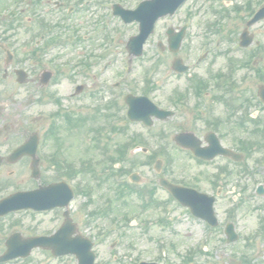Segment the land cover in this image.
I'll list each match as a JSON object with an SVG mask.
<instances>
[{"label":"rangeland","instance_id":"rangeland-1","mask_svg":"<svg viewBox=\"0 0 264 264\" xmlns=\"http://www.w3.org/2000/svg\"><path fill=\"white\" fill-rule=\"evenodd\" d=\"M251 1L252 4H255L260 0ZM201 3L203 8L206 3ZM222 25H225L226 29H228L229 26L235 34H238L243 27V24L233 22L232 20H230L229 23L224 22ZM256 28H260L261 31V33L256 36V39L264 45V22H262V25H257ZM134 29L135 26H127L125 29H121V35L117 39V49L112 54L101 59H97L94 56L96 52L102 48V45L99 42L100 39H102V36H98L96 32H92L91 30H82L78 32V34L76 33L78 37L80 36L83 39L73 46H62V48L50 47L48 51L45 52L42 59L52 58L55 60L52 64L48 65V68L54 72L53 82L46 89H40L39 87L38 89L34 88L32 91V104H30V102H21L24 101L26 97V89H22L21 98H19L22 109L20 107V109L16 110L17 114H21V132L23 133L25 129H27V131H37L40 136L41 146L39 156L41 159V175L38 181L30 178L29 170L27 167L25 168V160H22L13 166L5 165L0 169V183L4 184L3 186L0 185V197L5 196L16 189L35 187L37 184L42 183L43 178L48 180L50 175L55 170L48 164V158L57 151L64 153L66 160L71 164L70 168L74 170H78L81 166H83L87 167L86 173L98 171V166H96L94 158L95 152L97 151H94L91 147L97 139L91 130L87 132L88 134H85L83 131H72L69 135L63 131L60 134L59 141L57 143L53 140L45 138L44 136L46 130L52 123L53 114L56 112L62 113L68 111L74 116L81 118L83 116L92 115L94 113V109L98 107L97 105L108 102V98H106L107 94L103 92L99 93V95L95 98L85 96V94H79L73 97L70 95L75 85L83 82L82 74L84 72L88 73V77L92 73L99 74L101 81H114L116 79H120L121 73L122 75L125 73V67L127 66L128 60L125 56L126 53L124 51V43L126 38L134 33ZM59 32L63 35H73V31L70 30H62ZM222 32L224 33V28ZM28 34L29 33L18 32L15 37L17 41L16 48L18 49L17 55L23 59L25 58V51L29 49V46L26 45V41L29 39ZM233 39L236 40V37L232 36L229 38V41ZM231 44H233L232 41L230 44L229 42L223 44L221 46V51H226L225 46H230ZM118 51H121V53ZM231 54L233 56L236 55V58L240 60L244 52L242 49L240 50L238 48L235 53ZM192 55H195V51ZM217 59L218 64L224 67L227 58L219 56ZM80 60L88 61L90 63V67L87 70H84L76 64H73V62ZM158 60H161V62ZM171 62V55L156 54L153 52L151 46L146 45L144 56L132 60L131 69L120 85V90L122 92H120V97L118 99L119 116H123L124 114V111H122V95L126 91L140 93L144 87V67L149 71L154 70L155 73V76L151 78V81L154 84V89L148 96L154 102L170 107L169 97L172 95L171 93L173 88L180 85L178 81L174 80L172 74L167 71ZM105 65L106 67H104ZM150 65L154 68L150 69ZM25 66L30 67L31 61L27 60ZM35 68L36 70L34 75L36 76V71H38L39 67ZM57 68L60 69V72L58 73L56 72ZM183 82H186L185 78H183ZM184 86L185 85L183 84L181 85L182 88ZM247 86L252 85L248 84ZM254 88L255 85L252 86V90H254ZM43 94L55 95V97L59 99V104L48 97L44 99L42 97ZM104 112L105 110L102 108L101 113ZM98 116L99 120L95 126L104 123L101 121L102 115L98 114ZM178 117L180 118L177 120H169L166 123L155 121L154 125L150 127L153 128L152 132H149L148 128H145L140 123H129L125 125V128H127L129 132H139L148 138H154V142L152 144L146 145L149 153H155L154 155L152 154V158H148L147 155L144 156L137 154L139 151H136L135 149L131 154H133L138 161L137 166L133 168V172L138 173L142 180V185L145 184L148 186H155V198L160 201L167 198V196L161 188L157 187L156 178L159 174H157L153 169V164L156 159H162L163 164L160 174L162 175V173H164V177L172 176L176 180L183 177L191 182V178H195L196 174L200 171V167L196 165L187 153L176 149L173 145L172 136L179 130V127L176 124L177 121L179 125H187L189 118H191L190 114L187 112L180 113ZM118 123L122 124V121L120 120ZM87 125L89 126V121L87 122ZM183 127L187 129L189 128L188 126H181L180 128ZM159 130L163 131L165 134L164 139H161V144L168 145L166 151L170 154L173 160L172 163L166 162L165 158L158 151L160 143L156 142L157 140L154 135ZM108 137L112 140L108 141L109 146L115 145V143H117L116 140L119 139V135H113L112 133H110ZM22 139V136H18L12 140V143H18ZM101 140L103 141L102 137ZM2 144L7 146L10 142L1 143V145ZM10 147L11 146H8L1 151L7 153L10 150ZM119 166V163H115L111 168L116 169ZM10 172H12V174L9 176L8 174ZM115 173L116 175H114V179L120 180L121 177L117 174V171ZM122 178H128L127 173H125ZM83 180V177L80 176L76 179H72L70 183L72 186H77L80 183L83 184ZM100 184L103 189L106 185H108V182L102 180ZM93 186H96L95 183H93ZM201 188L207 189V185L202 183ZM95 189L96 188H94V190ZM94 194L96 195L95 200H99V195H97L95 191ZM85 199L83 196L74 198L70 205V210L73 215V219H75L80 225V231L88 237H91L94 241L93 250L96 255V260L102 264H132L137 261L138 258H140V260L157 261L163 264H179L180 262L178 261L183 254L188 252V250L198 249L200 246L203 247L204 253L207 251L210 255L209 253L198 254L199 257H196L195 262L206 264H229L230 259L239 260L241 255L248 251L246 248V235L251 229V226H247L249 216L247 217V215H245V208L243 207L239 208L237 212L239 222L236 226L240 238L236 243L226 245L224 240L225 238L223 237V228H221L226 222L227 217V209L225 208L227 207V204H224L223 201H218V203L215 204V211L217 216H219L218 218L221 227L215 230V232H210L207 228H205V225L202 224L200 220L191 216L186 208L179 206L174 201L169 202L167 205L168 208H166L165 212L160 211L155 212L154 214L153 212H149L147 214L151 215H146L143 214L144 212L138 211V209V212L132 216L129 223L130 226L121 230L118 228L108 229L107 224L102 222V219L93 220L89 225H86V212L84 209L82 210ZM59 214V211L36 215L28 212L13 213L12 215H8L0 219V227H2V229H0V236L5 237L7 234L15 230L24 234L50 231L58 224L59 221L57 220ZM158 217H164L167 221L169 219V224L167 222L164 227H161L160 224L157 223ZM144 223L148 224L144 225ZM104 232L109 234L103 238L96 239L99 234H105ZM116 239H119L117 244L112 246ZM256 243L257 244L255 246L258 245L260 249H255L253 251L250 250L252 259L255 257L257 259L253 264H260L261 262L264 264V252H262V250L264 251V248L262 247L260 240ZM160 245H163L162 250L159 248ZM31 258L33 262L37 259L47 261L42 254L37 253H34ZM47 263L75 264L76 260L73 256H67L61 259L48 260ZM188 264H193V262L189 261Z\"/></svg>","mask_w":264,"mask_h":264},{"label":"flooded vegetation","instance_id":"flooded-vegetation-1","mask_svg":"<svg viewBox=\"0 0 264 264\" xmlns=\"http://www.w3.org/2000/svg\"><path fill=\"white\" fill-rule=\"evenodd\" d=\"M119 1L123 0H0V104L14 107L11 109L14 111L16 106H19L17 98L22 87L29 83L38 85V79L32 78L31 75L33 69L18 66L19 62L16 59L7 64L3 49L8 41L7 32L19 29L44 33L69 23L75 28L88 29L91 24L83 23L80 19L84 13L92 9L105 12L108 7L111 8L112 3ZM128 1L135 3L151 0ZM163 1L170 7L153 25L152 50L162 55H173L174 52L181 56L183 54L184 64L188 65V75L195 82H202L198 93H187L186 105L188 104L190 108L192 116L190 125L193 132L201 138L202 146L212 144L215 151L214 140L217 138L221 148L233 151L231 154L218 153L211 160L195 158L200 171L189 183L199 191L204 190L215 195L214 205L218 201L227 204L226 215L231 220L237 217L239 208H245L244 213L249 216L247 226H251L246 237L261 239L264 248V102L260 100L257 91L260 84L254 91L240 87L241 74H250L252 79L264 82V63H261L264 61V54L256 53L260 63L253 59L254 54L242 56L251 66H258V70L251 69L250 66L238 68L234 63L236 55L233 56L231 53L226 55H230L232 62L230 64L227 62L224 67L220 66L217 58L221 54L217 56V52L211 50L210 46L221 32L211 28L203 30L202 26L204 14L201 2L215 6L216 0ZM246 8V4H243L237 10L240 22L247 14ZM224 33L226 38L223 43H228L232 36L237 38L238 43L239 36L237 37L233 31L228 32L224 28ZM260 33L259 29L254 32L255 35ZM40 38L41 41L37 40V44L43 42V35ZM231 41L236 43L235 39ZM220 43L221 40H218L214 45L217 47ZM200 49H203L204 53L200 59L192 62L191 52ZM204 62L207 64L201 65ZM199 66L200 68L204 66L200 72L196 71ZM20 68L27 70L25 84L17 82L15 71ZM173 76L181 78L184 75L174 73ZM93 87L97 89V83H85L83 91ZM179 91H182L180 87L175 89L171 102L176 117L179 114V107L184 106V100L187 99ZM114 96H117V93H112V97ZM4 105L0 108V124L3 127L10 118L8 112L4 110ZM18 129L17 125L16 133ZM210 134L214 135L208 136ZM206 137L210 139V143L205 142ZM202 183L207 185V189L201 188Z\"/></svg>","mask_w":264,"mask_h":264},{"label":"water","instance_id":"water-1","mask_svg":"<svg viewBox=\"0 0 264 264\" xmlns=\"http://www.w3.org/2000/svg\"><path fill=\"white\" fill-rule=\"evenodd\" d=\"M264 13V9L260 11L259 16L262 17ZM181 137L180 135H177L175 139H179ZM178 141H181L179 139ZM182 143V142H181ZM184 145H194L192 143H189L188 141L185 142ZM198 145H196V151L198 153H201V150L197 148ZM35 148V142L30 141L28 144L22 146L21 148L17 149L13 155L12 159H15L17 156H19L22 153H34ZM210 157V156H205ZM175 191H172L173 195L176 196V198L181 201L184 205H187L190 207L191 213H193L197 217L205 218L211 223L212 225H215L216 220L212 213V205H211V199H206L204 196H200L198 194H195L194 192H190L185 189H179L174 188ZM40 191V192H39ZM39 191H36V193L28 192L23 193V195H18L17 197H14L12 199H9L3 203H0V209L7 206V209H12L13 205H11V202H15V204H18V206L21 207H27L32 206L39 209H45L50 208L56 205L63 206L66 205L68 200L71 198V192L64 183H58V184H52L47 187H42L39 189ZM11 205V206H10ZM75 230L74 225L70 224V222L66 221L65 224L59 229V231L51 237L50 239V245L53 249L54 254H63L66 252H75L79 259L78 264H93V254L89 251L91 248V243L81 238L80 236L77 237H70V234L73 233ZM230 241L235 240L234 237L229 238ZM32 243L36 242L35 240H31ZM31 245L28 246V248ZM16 248V242L13 241L10 244V250H14ZM17 255L16 252L14 253H6L4 257L1 259L6 258H12ZM141 264H154V263H141Z\"/></svg>","mask_w":264,"mask_h":264},{"label":"trees","instance_id":"trees-1","mask_svg":"<svg viewBox=\"0 0 264 264\" xmlns=\"http://www.w3.org/2000/svg\"><path fill=\"white\" fill-rule=\"evenodd\" d=\"M114 210V208H112V211Z\"/></svg>","mask_w":264,"mask_h":264}]
</instances>
